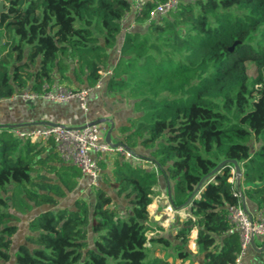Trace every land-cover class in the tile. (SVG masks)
Instances as JSON below:
<instances>
[{"label":"trees","instance_id":"obj_1","mask_svg":"<svg viewBox=\"0 0 264 264\" xmlns=\"http://www.w3.org/2000/svg\"><path fill=\"white\" fill-rule=\"evenodd\" d=\"M158 1L145 0L137 14L132 0H4L0 99L102 78L109 92L133 101L138 115L118 130L126 149L136 155L142 148L152 165L104 156L91 199L63 201L80 168L61 160L52 139L0 133V264H174L165 256L169 246L182 261L236 263L241 239L231 231L229 207L242 205V195L251 212L264 208V0H182L147 21ZM226 158L239 163V178L230 180L235 168L225 164L177 219L172 237H148L159 175L178 206ZM18 221L26 231L12 251ZM193 229L196 254L188 246Z\"/></svg>","mask_w":264,"mask_h":264},{"label":"built area","instance_id":"obj_2","mask_svg":"<svg viewBox=\"0 0 264 264\" xmlns=\"http://www.w3.org/2000/svg\"><path fill=\"white\" fill-rule=\"evenodd\" d=\"M182 0H162L158 1L155 6L149 11L147 21H152L157 17H163L169 12L175 10ZM133 9L138 14L145 0H132ZM128 14L124 16L126 20ZM136 24L132 20L128 26H123L124 31H129ZM120 52V49H118ZM102 77L112 73V68L100 71ZM102 85V78L97 81L95 85L86 86L83 88L67 87L64 84L55 82L51 87L46 88L42 92L31 90H23L15 94L20 96L24 101H33L36 98H46L56 102H68L73 99L79 101L81 109L86 113L89 110L88 96L95 88ZM87 121L86 126L76 128L68 122H58L56 125H29L22 127H7L0 126V133L6 131L17 138L30 141H48L52 139L55 143L56 150L61 158L66 163L75 164L80 168L82 176L89 178V184L97 186L102 179V168L100 160L108 154L119 152L126 158L136 161L139 157L132 154L126 147H113L105 140L106 132L100 123L89 125ZM147 161V160H145ZM233 176L230 180L239 178L240 174L232 169ZM166 198L168 206L165 208L174 209L170 206L168 194ZM236 194L241 195L238 191ZM175 211H179L176 210ZM251 214V215H250ZM228 217L231 221V231H237L241 239V250L235 264H242V258L247 249L251 245V238L260 236L264 239V208L258 210L256 213L246 210L243 205H232L229 207Z\"/></svg>","mask_w":264,"mask_h":264},{"label":"crops","instance_id":"obj_3","mask_svg":"<svg viewBox=\"0 0 264 264\" xmlns=\"http://www.w3.org/2000/svg\"><path fill=\"white\" fill-rule=\"evenodd\" d=\"M132 102V100H129L120 94L109 92L105 83L99 87H95L89 93V110L86 113L81 109L77 99L68 102H56L40 97L33 101H24L20 96L13 95L7 99H0V126L14 123H32L40 120H50L55 122L64 121L78 126L85 124L87 121L104 119L100 124L105 132H107L111 125L110 120H113L115 125L112 130V140L123 141V135L119 132L118 127L127 124L129 120L138 115L134 112ZM138 150L142 152L143 149L139 148ZM138 150L135 152L137 153V157H139V160L136 162L143 165V161L147 159L143 158L144 156L139 154ZM118 153L119 152H114L106 155L110 163ZM146 162L151 163L148 160ZM83 181L89 185L88 177L82 176L79 182ZM155 186L156 188L158 187L161 192L168 194L167 180L164 174L159 175L158 182ZM250 208H252L250 211L256 210L253 205H251ZM158 219L159 217L155 216V220ZM196 235L197 230L193 229V254L196 253ZM258 238L259 242H257L256 239L255 242L256 245L260 247L264 239L260 236H258ZM262 259H264V252L259 251L250 245L242 258V262L243 260L247 262H255Z\"/></svg>","mask_w":264,"mask_h":264},{"label":"rangeland","instance_id":"obj_4","mask_svg":"<svg viewBox=\"0 0 264 264\" xmlns=\"http://www.w3.org/2000/svg\"><path fill=\"white\" fill-rule=\"evenodd\" d=\"M127 20H125L126 22ZM124 22V25H126ZM27 48L29 47L28 45L26 46ZM247 66V73L248 75L252 78L255 77L257 74V69L255 66V63L252 60H249L246 62ZM151 163H148L146 161H143V166H151ZM94 190V186L91 184L87 185L86 182H79L75 188V190L72 193H69V195L63 199L66 201H71L75 196H84L88 199H91L92 197V192ZM154 194L152 196V202L149 204L148 209H149V214L151 216L150 218V230L147 231V236L150 237L155 234H162L168 237H172L177 230V219H184L188 215V210L182 209L179 211H175V209H168L167 211L165 208L168 206V201L166 198V194L161 192L158 187H154ZM68 202V203H69ZM155 216L159 217L158 220H155ZM160 229H156V228ZM25 228L26 225L21 222L20 223V228H19V221H18V231L14 236V242H13V247L12 251H14L17 246L19 245L20 242L24 240V235H25ZM192 233L190 235V241H189V248L192 250V243H193V238H192ZM256 241L259 242L258 236L255 237ZM148 246H150V242L146 243ZM159 251L158 253L162 255V247H158ZM168 252L165 254V256L171 255L169 259L173 261L174 264H202L199 257L194 256L190 260H179L176 259L174 256V253H172V249L169 246ZM170 253V254H169ZM196 254V253H195Z\"/></svg>","mask_w":264,"mask_h":264},{"label":"water","instance_id":"obj_5","mask_svg":"<svg viewBox=\"0 0 264 264\" xmlns=\"http://www.w3.org/2000/svg\"><path fill=\"white\" fill-rule=\"evenodd\" d=\"M4 10V0H0V13ZM240 41L239 40H236L231 46H230V50L232 51L235 47V45L237 43H239ZM15 48V47H14ZM104 119H97V120H93V121H90L88 124L89 125H92V124H97V123H101L103 122ZM110 127L109 129L107 130L106 132V135H105V140L110 143L113 147H117V146H123V147H126V144L124 143V141L122 140H119V141H113L112 140V130L114 129V122L113 120H110ZM56 124H59L58 122H55V121H50V120H40V121H35V122H32V123H14V124H9V125H3V126H7V127H22V126H29V125H56ZM86 126V124H83V125H78V126H75L76 128H82ZM227 163H232L234 165V168H235V171L237 173H241V167L239 165V163L237 162L236 159H232V158H226V159H223L221 162H219L211 171H209L207 174H205L198 182V184L196 185V187L193 189V191L191 192V194L189 195V197L187 198V200L181 204V205H178V206H174L173 205V200H172V195H171V188H170V182L169 180H167V186H168V197H169V203H170V206L176 210H182V209H186L187 206L190 204V202L192 201V199L196 196H198L199 192L202 190V188L204 187L206 181L211 177L213 176L214 174H216L218 171H220V169ZM242 205L243 207L248 210L247 208V204H246V200L244 198V196H242ZM251 215V214H250ZM251 246L259 251H264V241L262 243V245L260 247H258L256 245V242H255V238L254 236L251 238Z\"/></svg>","mask_w":264,"mask_h":264}]
</instances>
